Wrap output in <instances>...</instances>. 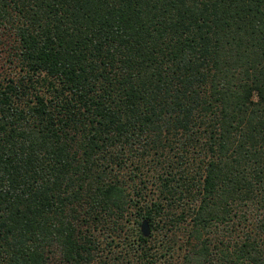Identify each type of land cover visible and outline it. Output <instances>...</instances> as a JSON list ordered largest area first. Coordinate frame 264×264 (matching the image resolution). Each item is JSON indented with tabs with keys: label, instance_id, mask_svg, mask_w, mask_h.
I'll return each instance as SVG.
<instances>
[{
	"label": "trees",
	"instance_id": "trees-1",
	"mask_svg": "<svg viewBox=\"0 0 264 264\" xmlns=\"http://www.w3.org/2000/svg\"><path fill=\"white\" fill-rule=\"evenodd\" d=\"M0 264H264V0H0Z\"/></svg>",
	"mask_w": 264,
	"mask_h": 264
},
{
	"label": "water",
	"instance_id": "water-1",
	"mask_svg": "<svg viewBox=\"0 0 264 264\" xmlns=\"http://www.w3.org/2000/svg\"><path fill=\"white\" fill-rule=\"evenodd\" d=\"M141 231H142L143 234H146V231H147V230H146L145 221H142V222H141Z\"/></svg>",
	"mask_w": 264,
	"mask_h": 264
}]
</instances>
